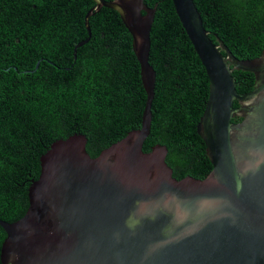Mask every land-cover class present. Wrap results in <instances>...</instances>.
Listing matches in <instances>:
<instances>
[{"label": "water", "instance_id": "obj_1", "mask_svg": "<svg viewBox=\"0 0 264 264\" xmlns=\"http://www.w3.org/2000/svg\"><path fill=\"white\" fill-rule=\"evenodd\" d=\"M93 1L74 58L90 36L89 16L102 6L117 11L146 93L140 127L94 157L83 133L53 140L39 157L23 215L0 219L1 264H264V47L258 56L236 57L208 36L193 0H172L208 77L196 131L212 165L203 178H176L165 144L143 150L154 94L148 54L156 5ZM233 70L254 75L251 90H236Z\"/></svg>", "mask_w": 264, "mask_h": 264}, {"label": "trees", "instance_id": "obj_2", "mask_svg": "<svg viewBox=\"0 0 264 264\" xmlns=\"http://www.w3.org/2000/svg\"><path fill=\"white\" fill-rule=\"evenodd\" d=\"M143 1L156 5L148 54L154 94L143 150L165 144L173 176L203 178L212 166L196 131L208 95L205 68L172 0ZM193 1L210 38L219 37L238 58L261 53L264 0ZM93 5L0 0V219L23 215L39 157L53 140L83 133L94 157L140 127L146 93L131 35L117 11L102 6L89 16L90 36L74 58V45L87 37L84 15ZM232 74L238 92L251 90V72ZM5 235L0 226V247Z\"/></svg>", "mask_w": 264, "mask_h": 264}]
</instances>
